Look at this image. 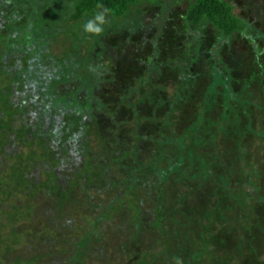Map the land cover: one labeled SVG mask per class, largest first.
I'll return each mask as SVG.
<instances>
[{
  "label": "trees",
  "instance_id": "16d2710c",
  "mask_svg": "<svg viewBox=\"0 0 264 264\" xmlns=\"http://www.w3.org/2000/svg\"><path fill=\"white\" fill-rule=\"evenodd\" d=\"M179 2L0 0V150L7 133L16 135L17 143L22 145L13 156L8 181L0 186L1 193L7 197L14 192L26 193L28 197L40 193L42 198H48L43 202L55 206L57 214L47 218L51 231H56L53 235L58 237L60 229H74L73 238L62 241L60 260L57 258L53 264H207L204 259L211 258L212 264H227L214 256L221 246L215 247L211 242H203L201 250L190 251L188 256L183 248L190 239L195 244L206 236L214 240L216 227L222 228L217 234L227 235L224 230L237 219L231 213L240 211V220L248 225L237 247L240 255L244 254L242 263L264 264V134L260 138L251 126H242L241 119L227 118L234 105L247 102L245 88L249 83L244 81L241 90L235 89L233 77L241 73L224 63L222 57L231 49L233 35L245 33L250 24L234 14L230 1L189 0L184 10ZM145 6L159 8L160 12L158 34L146 41L154 52L143 63L144 70L133 68V76L123 81L118 76L121 71L116 68L114 72L108 58H103L101 37L107 31L126 33L124 43L137 45L136 37L145 35L137 15ZM102 8L108 9L103 32L85 33L84 24ZM174 20L181 21L178 25L189 40L183 56L171 62L166 60L169 51L160 46L159 39L164 34L172 35ZM58 37L63 38L64 49L59 56H52L50 73L41 74L50 81L45 84L37 77L44 68L40 65L48 62L49 41ZM209 39L213 45L202 49L203 42ZM246 40L255 42L253 36ZM260 53L257 49V55ZM201 56L210 65L207 71ZM162 69L177 73L172 83L174 92L166 98L154 95L159 88L154 76ZM202 79L208 81V86L186 129L180 131L167 118L155 117L153 123L160 121L161 127L168 130L165 136L144 132L146 105L165 103L169 112L172 110L181 118L182 102H187L191 89L196 90ZM12 83L16 93L29 92L30 87L35 92L20 96L13 103L9 91ZM2 86L7 88L6 93ZM70 86L75 87L71 96L60 90ZM219 87L226 114L218 121L210 118L209 112ZM81 90L83 94L79 95ZM26 104L38 116L30 141L24 134L29 133L27 125H22V120L15 121L21 112L19 105ZM47 112L50 117L45 124L42 117ZM21 116L24 118L23 112ZM125 133L130 142L125 140ZM228 135L237 144H233L236 148L223 149L227 151L223 158L219 152L227 146L224 140ZM256 137L263 140L262 146L255 147ZM142 151L149 155L141 158ZM69 170L75 171V177L64 186L63 179L71 176ZM35 172L42 177L38 185L31 179ZM206 182L218 192H212L202 207L191 209L192 215L186 218L188 200L198 199L197 192L205 190ZM174 188L179 191L178 200L176 206L168 209L164 197ZM111 190L113 195L104 194ZM149 192H155L154 198ZM89 193L107 198L98 212H94L97 206L90 203ZM74 198L86 200L85 206L75 209L82 219L80 225L74 223L72 210L69 213ZM146 201L153 205L150 211L145 208ZM39 209L33 211L27 204L23 217L34 221L42 213L45 218ZM198 210L200 217L196 215ZM193 228L199 232L194 238L189 235ZM106 243L116 244L118 253L114 259L100 253ZM50 256L43 252L26 264H49L45 259Z\"/></svg>",
  "mask_w": 264,
  "mask_h": 264
},
{
  "label": "rangeland",
  "instance_id": "374dc122",
  "mask_svg": "<svg viewBox=\"0 0 264 264\" xmlns=\"http://www.w3.org/2000/svg\"><path fill=\"white\" fill-rule=\"evenodd\" d=\"M230 1L232 5L234 6V14L238 16L239 18L245 20L250 24V28L245 31V33L242 34H235L232 37V47L231 49L225 53H223L222 57L224 58V63H226L230 67H235L239 69V76L233 77L234 78V85L235 89L241 90L243 86V82L245 81L249 85L245 88V91L248 93L245 100H247V105L244 103L243 105H234V109L229 113L227 118L229 120L231 119H241V123L244 125H249L251 128L255 130V134L257 136H260L261 134H264V0H226ZM189 0H180V9L184 10L188 6ZM138 20L142 23V28L145 33L142 37L138 38V44L128 46L124 43L125 38L127 37L126 33L123 34H114L109 31L105 32L104 35L101 37V40L103 42V51L102 55L103 58H108L110 63L112 64V68L114 72L116 68L120 70L119 72V78H121L123 81H126L127 79H130V76H133L135 72H130L134 68L137 70L138 68L141 70H144L143 63L147 61V59L153 55V49L149 46V43L146 41H149L152 36H155L158 34V30L156 26L159 24L160 18L158 17L160 12L159 8H154L151 6H145L141 8L140 12H138ZM174 22H177L174 24ZM180 20H174L171 21L172 25H174V30L172 35L168 36L165 34L161 36L159 39L160 46H165L164 50L169 51V53L166 55V60H170L171 62L178 58L182 57L183 54L187 51L186 44L189 40V37L187 33L183 31V28H181L178 23H180ZM169 24V23H168ZM167 25V22L164 24ZM166 33L165 31H163ZM162 32V33H163ZM253 36L255 42L247 43L248 37ZM255 36V37H254ZM49 41V39H47ZM53 40V39H52ZM50 42V49H49V57L48 62L41 64L40 66H44L43 71L38 73V78L40 80H43L45 84H48L50 81L45 80V78L41 75L42 73L45 74V71L47 73H50V67L52 65L50 63L53 62L52 56H59L61 52L64 49L63 45V38L58 37V39H54ZM135 42V41H134ZM213 41L206 40L202 44V49L205 47L206 50L210 48L211 45H213ZM257 49L261 50V53L257 55ZM204 51V50H203ZM102 58V59H103ZM177 60V59H176ZM201 61L206 60L204 56L200 57ZM16 63V62H15ZM207 63V65L205 64ZM202 64V63H201ZM204 71L209 70L210 65H208V61H204ZM18 66V63H16ZM143 68V69H142ZM16 68H11V70H15ZM129 72V73H128ZM177 73L171 69H162L160 73L157 74V76H154L157 80V84L159 85V88L154 92L155 96L162 95L164 98L169 97L174 92V86L172 83L174 82L176 78ZM48 77V76H47ZM42 78V79H41ZM238 80V81H237ZM207 82V83H206ZM239 82V83H238ZM208 81L206 79H202L201 81H198L196 90L191 89L190 91V97L187 98V102L183 101V114L182 117H180L177 113H172V110L169 112V106L165 105V103H159L158 105H146L145 108L147 109V112L145 114V120L143 121V127L145 129L144 132H147L148 134L151 132H157V135L165 136L167 133V129H163L165 126L161 127L162 122L159 121L157 125L153 123V118H167L169 121H172L174 123V126L176 129L182 131L187 128V126L190 125L191 119H194V113L197 111L199 103L202 100V95L204 94L205 88L208 86ZM13 89L9 90L11 91L12 100L13 103L17 102L18 97L25 96L27 93H31V91H34V88L30 87V91L27 90L24 92H17L16 87L14 86L15 83H12ZM5 88V86H2ZM15 88V89H14ZM61 88V87H60ZM75 87H63L60 90L63 91V93H66L67 95L71 96L72 92ZM38 89V88H37ZM6 93L7 88L3 89ZM218 93L215 95L216 100L215 104L212 107L213 109L209 112V117L213 118V120H221L225 113L223 108V95L221 92V88L219 87L217 89ZM35 92V91H34ZM55 93V92H54ZM83 91L81 90L79 92V95H82ZM29 104V103H28ZM28 104L21 107L19 105V110L21 112H18L19 114L16 116L15 121H23V124L27 125V128L29 129V133L25 132L27 141H30L31 133L34 132L33 125L36 126L37 121L36 118L38 116L33 114V111H35L34 108L28 107ZM39 105V104H38ZM38 106H36V109ZM156 108V110L154 109ZM23 112L24 118L21 116V113ZM49 112V111H48ZM48 112L43 115V119L45 124L48 123V119L50 115ZM44 113V112H43ZM226 114V113H225ZM30 120V122H29ZM29 122V123H28ZM19 126V124H18ZM17 126V127H18ZM45 126V125H44ZM21 127V126H20ZM161 128V129H160ZM166 128V127H165ZM5 132V129L3 130ZM125 133V140L127 142L131 141V138L128 137ZM264 136V135H263ZM224 144L227 145L225 147L222 146L221 152L219 154L224 158L227 154V151L223 149H231L234 146L236 140L231 139L232 137L230 135L225 137ZM228 138V139H227ZM17 137L13 133H7V140L5 145L0 150V186L4 185V182L8 181V175L10 173V167L13 165L14 158L13 156L18 153V151L21 149L22 145L17 143ZM254 140V139H253ZM16 141V142H15ZM263 140H260L256 137L255 144L257 146H262ZM264 144V143H263ZM235 147V146H234ZM236 148V147H235ZM146 152L142 151L141 155L148 156V154L145 155ZM15 157V156H14ZM73 169V168H70ZM71 176L68 178H64V186L68 185L69 182L73 181V178L75 177V171L69 170ZM72 177V178H71ZM39 178H42L35 172V174L31 175V179L33 181H36V184L38 185ZM236 178V176L234 177ZM209 182H206L205 185V192H197V198L194 200H188L189 207L185 210V217L188 218L190 215H192V210L198 207H202V205L205 203V201L210 198V195L215 194L218 192V188L212 187V184H209ZM105 186V185H104ZM104 186H101V188H105ZM149 191H153L152 189ZM81 193V192H80ZM155 192H149V196L151 195L152 198H154ZM179 191L177 188L171 189L167 192L166 196L164 197L165 201L167 202L168 209H172V207L176 206L177 203V195ZM104 194H110L113 195L112 190L110 192L104 191ZM89 196H91L90 203L97 206L94 212H98L99 208L101 206H104L107 203V198L105 196H99L95 195V193H89ZM204 196L200 198L201 196ZM145 197V196H144ZM205 198V199H204ZM48 198H42V195L39 193L36 195V197H28L26 193L20 194L17 192H14L12 196L7 197L6 195H2L1 188H0V237L2 239V243L0 244V264H26L30 258L37 259L40 254L44 252V254L47 252L49 255V259H45L46 263L53 264V261H55L57 258L60 260L61 255V248L62 241L63 240H70L72 239V234L74 235V229L73 232L69 231L68 229L59 230L58 237H55L53 235V232L51 231L50 222L47 221V218H51V214H55V206L51 203L47 205V202H43V200L47 201ZM53 199V198H52ZM55 199V197H54ZM148 200V199H147ZM172 200H174L172 202ZM79 201V202H78ZM49 202V201H48ZM74 203V204H73ZM69 204L70 210L69 213L72 210V215L76 221L74 223L81 224V220H79L78 212L77 210L81 207V205L86 204V200H75L74 202ZM30 204L31 208L33 207V211H39L40 207L41 210L45 213L46 217L43 218L42 213H40L38 216H35L33 219L34 221H31V219H26L23 217L22 214L24 206ZM231 205V204H230ZM85 206V205H84ZM152 203H148L146 201L145 208L147 211H150L152 208ZM231 208L234 209V207ZM20 207V208H18ZM48 207V208H47ZM51 207V208H49ZM21 211L18 216V211ZM77 209V210H75ZM92 211V210H91ZM201 210H198L197 216L200 217L202 214L200 212ZM35 212V213H36ZM199 213V214H198ZM234 213V214H232ZM231 216L237 218L232 225H229L226 227L224 231H227V235H224L223 233H219V230L222 228L216 227V234L214 235V240H211V237L208 236L205 237L203 241L200 242H194V240H188L185 241L184 250H186V255L188 256V252L190 251H196L201 250L200 245H202L203 242H211L215 247H220V250H216L215 254L213 252H210L212 255L216 258L222 259L223 261L227 262V264H243L242 263V257H244V254L240 255L238 251V244L239 240L242 236L246 235V224H244L239 216L241 211L236 214V212H232ZM57 214V213H56ZM16 215L18 216L17 218ZM194 216H196L193 213ZM31 217L33 216L30 215ZM48 216V217H47ZM196 216V217H197ZM53 218V217H52ZM197 220V219H196ZM183 221V220H182ZM83 222V221H82ZM237 222V223H236ZM242 222V223H241ZM217 224V223H216ZM49 227V228H48ZM198 230L193 228L192 231L190 230L189 235L190 236H196L198 234ZM149 237V236H148ZM151 238H154V235L151 234ZM150 240V239H149ZM151 241V240H150ZM149 241V242H150ZM149 242H147L149 244ZM194 243V244H193ZM202 247V246H201ZM229 247V248H228ZM102 248V249H101ZM99 250L100 253H104V256H111L113 259L116 257V254L118 253V250L116 248L115 243H106L104 246H102ZM228 248V249H227ZM59 254V255H58ZM43 260V259H42ZM41 260V261H42ZM204 262H207V264H212V258L211 259H204ZM44 262V261H43ZM29 263V262H28ZM27 263V264H28ZM32 264V263H31Z\"/></svg>",
  "mask_w": 264,
  "mask_h": 264
},
{
  "label": "clouds",
  "instance_id": "9594fccd",
  "mask_svg": "<svg viewBox=\"0 0 264 264\" xmlns=\"http://www.w3.org/2000/svg\"><path fill=\"white\" fill-rule=\"evenodd\" d=\"M108 9L102 8L93 18L89 19L83 26V30L87 34L99 35L103 32V26L107 23Z\"/></svg>",
  "mask_w": 264,
  "mask_h": 264
}]
</instances>
